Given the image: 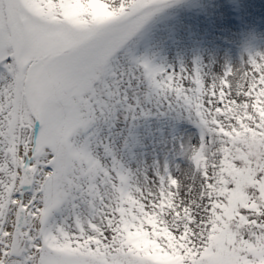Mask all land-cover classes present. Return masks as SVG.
I'll return each mask as SVG.
<instances>
[{
  "label": "snow or ice",
  "instance_id": "snow-or-ice-1",
  "mask_svg": "<svg viewBox=\"0 0 264 264\" xmlns=\"http://www.w3.org/2000/svg\"><path fill=\"white\" fill-rule=\"evenodd\" d=\"M170 2L0 0V264H149L116 248L117 235L145 220L166 226V212L178 225L168 230L193 242L202 228H224L227 191L205 198L208 220L204 208L170 203L165 188L183 135L192 138L187 124L202 144L225 98L264 114V66L251 61L242 88L206 95L198 62L137 54L133 38ZM149 172L160 197L146 203ZM249 236L264 245V227ZM247 255L244 264L264 258ZM199 256L192 264H212Z\"/></svg>",
  "mask_w": 264,
  "mask_h": 264
},
{
  "label": "bare ground",
  "instance_id": "bare-ground-1",
  "mask_svg": "<svg viewBox=\"0 0 264 264\" xmlns=\"http://www.w3.org/2000/svg\"><path fill=\"white\" fill-rule=\"evenodd\" d=\"M186 1L176 0L180 6L169 16L147 24L143 39H136L137 51L151 44L152 51L146 54L166 64L179 66L198 62L203 67L206 95L233 84L242 88L245 74L251 71L250 62L256 61L264 66V0H193L190 4ZM119 3L120 0H114V4ZM249 108L253 110L251 106ZM243 111L242 105L225 98L224 107L219 112L213 105L209 127L214 130L218 127L235 128L240 132L246 123ZM186 127L192 138L198 140L199 134L194 135L188 124ZM192 138L183 135V159L178 170L174 162L169 178L172 187L165 188L170 203L188 210L195 206L196 199L207 188L198 175L203 160L217 167L225 158V149L219 142L212 146L208 138L202 144H192ZM150 174L149 183L141 185L144 195L154 193L155 184H158ZM170 219L171 213H168L167 220ZM161 244L167 251L174 246V240L163 237ZM31 255L38 256V251L33 249Z\"/></svg>",
  "mask_w": 264,
  "mask_h": 264
},
{
  "label": "rangeland",
  "instance_id": "rangeland-1",
  "mask_svg": "<svg viewBox=\"0 0 264 264\" xmlns=\"http://www.w3.org/2000/svg\"><path fill=\"white\" fill-rule=\"evenodd\" d=\"M191 1L193 0H187L186 3L190 4ZM179 6L176 0H171L170 5L149 22L164 20ZM143 29L133 38L134 40L143 39ZM150 46L151 44L146 45L143 50L137 51V54L151 52L152 46ZM243 110L242 114L246 123L243 124L240 132H237L235 128L229 130L226 127L211 129L210 144L215 146L219 142L220 147L225 149V158L217 167L211 166L208 160H203V164L199 166L198 175L207 188L204 185L206 189L198 196L195 206L190 210L199 213L200 209L204 208L206 219L211 220L213 217L206 214L205 198H211L207 202L209 204L218 203V196L227 191L228 203L223 206L227 221H221L225 225L224 228H217L213 224L216 230L211 236L202 228L200 235L193 242L187 239L191 236L188 230L179 236L168 230L178 225L172 219L167 220L166 212L161 217L163 225L166 226L157 225L149 220L133 223L117 235L116 248H120L123 244V252L142 258L149 264H192V261L197 259L198 252L199 258L210 260L212 264H241L248 258L249 250L255 251L257 255H264V245L253 246L250 244L252 238L249 236V233H261V227H264V126H262L264 114H257L255 110L249 107L245 109L244 106ZM188 126L194 135L199 134L195 123H189ZM204 156H207V153ZM206 172L207 179H205ZM149 175H151L150 172ZM233 180L236 182L235 187H225ZM158 187L159 185L155 184V197L145 195L146 203L153 198L159 199ZM150 223L151 226H149ZM37 225L38 220L33 222V227ZM228 225L231 227L229 228ZM167 236L174 240V246L165 251L162 249L161 240ZM261 260L264 261V258L256 264H264Z\"/></svg>",
  "mask_w": 264,
  "mask_h": 264
}]
</instances>
